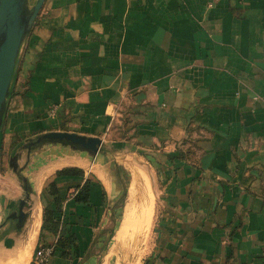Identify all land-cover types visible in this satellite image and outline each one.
Instances as JSON below:
<instances>
[{
	"label": "crops",
	"instance_id": "0c3cea01",
	"mask_svg": "<svg viewBox=\"0 0 264 264\" xmlns=\"http://www.w3.org/2000/svg\"><path fill=\"white\" fill-rule=\"evenodd\" d=\"M52 130L102 145L95 155L20 148ZM0 145L19 152L31 185L26 223L41 204L31 258L38 242L60 238L67 253L58 246L48 264H264V0H45ZM141 171L153 211L125 259L137 221L114 249L115 234L132 193L142 213L140 187H130ZM13 192L16 203L25 193ZM46 205L54 229L42 226Z\"/></svg>",
	"mask_w": 264,
	"mask_h": 264
},
{
	"label": "water",
	"instance_id": "95a60500",
	"mask_svg": "<svg viewBox=\"0 0 264 264\" xmlns=\"http://www.w3.org/2000/svg\"><path fill=\"white\" fill-rule=\"evenodd\" d=\"M45 0H0V132L6 110L10 86L14 80L21 50L26 37L32 29L35 20ZM45 143H57L89 154L98 153L102 145L99 136L84 135L74 131L52 130L38 133L28 138L21 148L32 150ZM19 152H15L10 164L18 172L24 196L18 200V207L10 214L12 225L16 231L25 227L28 212L29 193L31 185L25 175H21L16 166ZM8 241V240H7ZM8 242H6L7 244Z\"/></svg>",
	"mask_w": 264,
	"mask_h": 264
},
{
	"label": "bare ground",
	"instance_id": "6f19581e",
	"mask_svg": "<svg viewBox=\"0 0 264 264\" xmlns=\"http://www.w3.org/2000/svg\"><path fill=\"white\" fill-rule=\"evenodd\" d=\"M130 187L133 191H138L140 187V192L143 199V210L142 213H138L134 210L132 202L134 197H132V193L127 204V210L124 219L115 234L116 245L114 249L117 247L118 243L123 242L134 220H136L138 224V232L136 234V237H138L140 234L145 233L148 229V224H150V219L153 211V194L150 189L148 178L141 171L140 175H134L132 177ZM133 196H135L136 199V195ZM40 222L41 204L37 200V202L32 207L31 214L21 236L15 238L13 240V243L11 244L7 243V246L5 248L0 249V264H28L35 242L37 240Z\"/></svg>",
	"mask_w": 264,
	"mask_h": 264
},
{
	"label": "rangeland",
	"instance_id": "374dc122",
	"mask_svg": "<svg viewBox=\"0 0 264 264\" xmlns=\"http://www.w3.org/2000/svg\"><path fill=\"white\" fill-rule=\"evenodd\" d=\"M14 153L15 152L12 153L10 151H6L3 148V146L0 145V201H1L0 203V249L1 248L3 249L7 246L6 242H8V244L13 243V240L17 237H20L24 231L23 228L19 229L18 231H16L15 237L9 238V239H5L6 238L5 234L4 235L2 234L4 227L6 225V221L8 220V218L10 219L11 217L10 216L11 212L14 209H17L18 207V202L16 203V200L13 199V197H11L12 195H14L13 191L15 190V188L17 189L18 192H20L21 190L20 176L18 172H16L13 166L10 164V159ZM13 222H15V220L12 221V223ZM147 228L148 229L146 230V232L143 234H140L141 236L137 235L138 237H136V235L134 236V234L131 233L130 239L127 241L129 244V247L126 248L130 253L127 254L126 257L124 255L125 259L129 258L130 255L138 249L137 245L134 246L136 242L140 244V246L143 245V242L147 239V236H148L149 224ZM133 236H134V239H131V237ZM140 250H142V248H140Z\"/></svg>",
	"mask_w": 264,
	"mask_h": 264
},
{
	"label": "trees",
	"instance_id": "16d2710c",
	"mask_svg": "<svg viewBox=\"0 0 264 264\" xmlns=\"http://www.w3.org/2000/svg\"><path fill=\"white\" fill-rule=\"evenodd\" d=\"M49 191H50V194L53 195V200H55L57 206H59V198H58V193H57V188H56V185H55V182H51L49 184ZM53 210H51L49 208V206H45L44 207V211H43V223H42V226L46 227L47 225H50L48 228L50 229H54V222H53ZM67 240L70 241L71 239V235L67 234V236L65 237ZM63 240L61 241L60 238L57 240V242L55 244H51L52 245V254L53 255L55 253V251L57 250L58 246H61L64 250H63V254H66L67 251L65 250L66 249V246H63ZM41 245H48L46 243H39L37 244L36 248H35V251H34V254L33 256L35 255L36 251L39 249V247ZM67 245V243L65 244ZM29 264H33V260L30 261Z\"/></svg>",
	"mask_w": 264,
	"mask_h": 264
},
{
	"label": "built area",
	"instance_id": "2783aa9c",
	"mask_svg": "<svg viewBox=\"0 0 264 264\" xmlns=\"http://www.w3.org/2000/svg\"><path fill=\"white\" fill-rule=\"evenodd\" d=\"M52 245H41L33 256V264H48L52 257Z\"/></svg>",
	"mask_w": 264,
	"mask_h": 264
}]
</instances>
